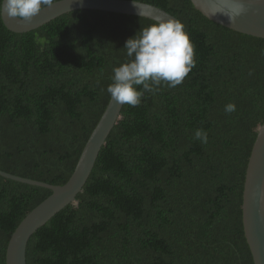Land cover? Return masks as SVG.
I'll list each match as a JSON object with an SVG mask.
<instances>
[{
	"label": "trees",
	"instance_id": "obj_1",
	"mask_svg": "<svg viewBox=\"0 0 264 264\" xmlns=\"http://www.w3.org/2000/svg\"><path fill=\"white\" fill-rule=\"evenodd\" d=\"M138 1L185 25L195 67L180 85L124 105L78 203L31 236L27 264H255L243 195L264 123V38L210 20L191 0ZM153 21L77 9L14 32L0 15V170L65 184L111 99L125 42ZM52 193L0 175V264Z\"/></svg>",
	"mask_w": 264,
	"mask_h": 264
},
{
	"label": "water",
	"instance_id": "obj_2",
	"mask_svg": "<svg viewBox=\"0 0 264 264\" xmlns=\"http://www.w3.org/2000/svg\"><path fill=\"white\" fill-rule=\"evenodd\" d=\"M197 10L210 20L232 30L264 38V0H191ZM134 0H57L31 20L2 16L4 24L14 32H27L77 9H98L127 15L176 18L168 11L151 3ZM242 5V10L237 6ZM141 11V15L140 12ZM125 104L112 98L88 139L75 170L63 185L13 175L0 170V175L21 182L53 190L18 225L7 248V264H27V247L31 236L57 213L70 204H77V196L88 182L100 151L121 116ZM243 224L247 242L255 264H264V123L259 127L248 162L244 195Z\"/></svg>",
	"mask_w": 264,
	"mask_h": 264
},
{
	"label": "clouds",
	"instance_id": "obj_3",
	"mask_svg": "<svg viewBox=\"0 0 264 264\" xmlns=\"http://www.w3.org/2000/svg\"><path fill=\"white\" fill-rule=\"evenodd\" d=\"M56 0H0V15L31 20ZM134 4L138 7L137 0ZM238 5V10H242ZM140 15H141V11ZM127 59L113 68L107 93L118 104L133 107L140 104L145 93H155L162 84L180 85L195 67V46L185 25L176 18L155 17L153 23L142 27L123 46ZM225 112L236 110L234 103L225 106ZM196 140L207 143L203 129L195 131Z\"/></svg>",
	"mask_w": 264,
	"mask_h": 264
}]
</instances>
